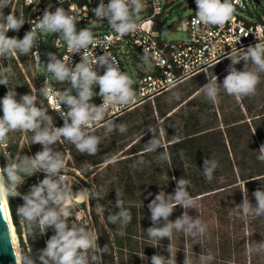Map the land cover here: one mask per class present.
<instances>
[{
	"label": "trees",
	"instance_id": "1",
	"mask_svg": "<svg viewBox=\"0 0 264 264\" xmlns=\"http://www.w3.org/2000/svg\"><path fill=\"white\" fill-rule=\"evenodd\" d=\"M2 11L6 17L11 13V7L6 6ZM13 12L25 23L18 31L9 30L7 36L22 39L30 31L28 20L31 10L23 0H18ZM48 38L46 45H40L46 64L49 62L47 53L56 54L52 37ZM244 63L241 60L235 65L236 69L242 71ZM230 64L231 60L219 61L209 67L208 72L202 71L182 81L184 83L175 96L164 93L155 101L146 103L138 121L129 119L124 124L127 131L123 134L119 131L106 134L105 130H97L96 135L101 138V143L95 156L79 153L74 145L63 141V138L53 146L65 157L63 174L68 176L67 183L74 194L69 221L74 220L79 211L84 213L80 222L95 230L99 247H109V253L103 254V264H151V257L156 254L170 258L168 245L175 254L176 264H184L186 254L193 264H264V251L249 256L245 247L247 242L253 246L264 242V217H246L236 207L243 202L246 193L249 202L256 206L253 193L256 190L264 191V162L257 159L259 148L264 144V74H261V83L252 97L238 99L228 96L221 86L218 102L214 104L199 91L208 83L207 75L216 76L217 84H222ZM9 65L15 75L10 77L9 86L0 85V101L9 88L17 92V101L25 94L36 95L48 108L49 115L53 116L54 126L62 127L64 122L60 115L40 95L39 90L48 71L39 73L35 69L32 52L2 58L0 66ZM149 126L156 130L157 136L165 144L171 163L159 161V154L165 150L162 147L155 153L143 152L146 143L153 138L148 131ZM33 134L9 133L6 148L0 147V167L7 165L5 152L12 156L17 152L34 156L42 151L41 144H32ZM104 140L114 144L105 147ZM140 153L143 155H138ZM113 156L116 157L114 164L109 162ZM212 158L219 167L209 182L203 175V166L205 159ZM140 159H143L142 164L137 163ZM45 175L41 171L26 177L24 184L17 189L21 196L10 197L7 201L20 247L25 251L32 249L36 264H41L38 260L40 250L55 234L54 229H47L43 235L36 229L34 234L28 235L16 211L24 204L22 195L27 194L30 187L43 180ZM181 178L191 181L187 190L196 198L195 206L187 210L188 215L193 219L201 218L207 225V232L202 237L185 238L182 232L174 230L171 240L165 237L154 242L146 232L153 226L148 204L160 191L174 195L177 181ZM93 187L102 197L99 203L106 207L103 215H97L95 211L96 199L79 201L75 198L76 192ZM117 192L125 208L132 214V221L126 227L119 222L111 224L107 221L109 214L119 211L115 206ZM184 211L181 205H177L169 220L174 222ZM159 226H163V220ZM208 256L213 258L208 261Z\"/></svg>",
	"mask_w": 264,
	"mask_h": 264
},
{
	"label": "clouds",
	"instance_id": "2",
	"mask_svg": "<svg viewBox=\"0 0 264 264\" xmlns=\"http://www.w3.org/2000/svg\"><path fill=\"white\" fill-rule=\"evenodd\" d=\"M9 2L10 0H0V58L8 59L16 56L17 53L28 55L38 47L37 30L39 29L45 35L56 34L57 44L60 41L65 42L69 51L82 52V60L73 69L69 66L71 61L68 56L60 59L54 53H47L49 62L46 68L52 74L51 80L71 83L69 89L59 91L54 89L46 79L39 90L40 95L49 101L53 110L63 119L62 127L54 126L53 116L49 115L48 108L44 106L42 100H38L36 95L25 94L17 101V92L9 88L0 101L3 111V116L0 117V147L6 148L9 133L15 132H32L34 133L31 135L32 144L38 143L43 146V150L38 151L34 156L21 155L20 152L12 156L11 153L5 152L4 156L7 157L8 162L6 167H0V214L6 222V201L10 197L21 196L17 190L18 186L24 184L26 177L42 171L46 174L45 178L32 185L27 194L22 195L24 204L16 211L28 235L34 234L36 229L40 230L41 235L45 234L49 228L54 229L55 234L46 241V247L40 250L38 260L41 264H103V254H108L110 251L108 245L99 247L98 234L80 222L79 216L69 221L72 217L74 194L68 186V176L63 174L66 168L65 157L60 151L54 150L53 146L63 138V141L74 145L79 153L95 156L101 143V138L96 135L97 129L103 127L106 134L114 131L125 133L127 126L117 124L115 120L119 117L113 119L108 116V113L110 109L119 111L137 102L138 97L133 89V80L127 72L120 69V62L115 56L106 50L114 38L112 35H106L103 38L107 42L103 47V55L96 56L94 53L89 55V46L96 48L98 45L89 29L84 28L77 32L78 19L72 14L75 11V5H69L68 11H65L63 7H57L55 12L46 9L35 26L22 39H18L9 38L6 33L9 30L18 31L25 21L17 18L14 12L4 16L2 9L9 6ZM195 3L197 11L191 19L193 28H196L198 24L223 28L234 19L235 5L244 7L242 0H195ZM144 10L145 0H109L107 4L104 0H100L99 5L92 9L96 19L107 18V23L116 39H123L145 29L151 30L152 19L141 20V13ZM177 29L186 31L188 23L181 21ZM260 31L259 26L256 31H253L259 41L254 46L240 48L228 54L231 64L222 84H217L216 76L206 74L208 83L200 87L199 91L208 101L214 104L218 102L221 86L225 94L238 99L256 95L257 87L261 83V74H264V39L258 35ZM141 43L145 45L142 55L143 64H155L161 68L167 65L168 62L164 59L162 50L155 48L154 44L150 46L147 39ZM32 54L39 61V53ZM241 60L245 62L244 69L238 71L235 65ZM94 66L105 68L104 74H98ZM14 75L10 65L0 66V85L9 86V79ZM165 75L167 78L163 83L166 90L175 96L173 89L177 87V79L170 72H166ZM93 85L99 87V92L94 91ZM97 95L102 98L99 106L91 102ZM62 104L68 106L67 112L63 111ZM148 131L153 134V138L146 143L143 152L155 153L162 147L165 150L159 154V161L171 163V156L161 138L157 136L156 130L149 126ZM259 153L257 159L264 162V144L260 146ZM138 155L142 156L143 153ZM109 162L116 163V157H111ZM137 163L142 164L143 159L138 160ZM218 167L215 159L204 160L203 175L207 181L210 182L213 179V173ZM190 186V180L181 178L177 181L174 195H166L164 191H160L148 204L153 226L146 232L152 241L159 242L165 237L171 240L174 230L182 232L185 238H196L197 235L202 237L206 234L207 225L202 219L199 217L193 219L188 215L187 210L195 206L196 199L187 190ZM253 195L257 201L256 206L249 202L246 193L243 202L236 206L237 210L246 217H264V191L256 190ZM75 198L80 201L96 199L97 215L105 213L106 207L99 203L102 197L95 187L76 192ZM177 205H181L185 211L173 222L169 220V217ZM115 206L119 208V211L109 214L107 221L111 224L119 222L121 226L126 227L132 221V214L125 208L118 192ZM161 220H163V226H159ZM120 234L123 235V232ZM10 244L15 264H36L31 248L25 251L14 242L10 241ZM245 247L247 255L251 256L253 253L264 251V242L257 243L255 246L247 242ZM167 251L170 253V258L165 259L163 255L156 254L151 257V264H176L171 245H168ZM212 258L208 256L207 260L210 261ZM184 264H193L191 257L187 254Z\"/></svg>",
	"mask_w": 264,
	"mask_h": 264
},
{
	"label": "built area",
	"instance_id": "3",
	"mask_svg": "<svg viewBox=\"0 0 264 264\" xmlns=\"http://www.w3.org/2000/svg\"><path fill=\"white\" fill-rule=\"evenodd\" d=\"M242 2L244 7L241 8L239 4H236L234 19L229 21L223 28L203 24H198L196 28H193L191 19L197 11L195 0H145V10L141 13V20L152 19L151 30L145 29L130 34L123 39H116L115 34L110 29V25L107 23V18L98 20L92 11L99 5L100 0H23V3L31 10V16L28 20L30 30L35 26L37 20L42 18L46 9L55 12L57 7H63L65 11H68L69 5H75V11L72 14L76 15L78 19L76 23L77 32L84 28L89 29L96 38L95 43L98 45L96 48L89 46V55L93 53L96 56L103 55V47L107 43L103 38L106 35H112L114 38L110 43V47L106 50L120 62L119 67L122 71L127 72L126 64H129L130 59L129 49L138 48L143 53L145 45L143 43L140 44V42L145 39H147L150 46L154 44L155 48L163 51L164 59L168 62L167 65L161 68L153 64L154 70L139 71L136 80H134L133 75L130 76L133 80V89L137 94L138 100L135 104L119 111L110 109L108 116L113 119L147 101H153L156 96L166 91L163 83L167 78L166 72L172 73L176 77L178 84L195 74L206 71L215 63L228 58V54L231 51L236 52L240 48L246 49L250 45L254 46L259 42L253 32L257 30L258 26L261 28L258 35L261 39H264V0L259 2L256 0H242ZM104 3H109V0H104ZM183 3H186V6L192 9V13L185 20H182L188 23V29L186 30L188 39L166 40L163 37L164 24L169 18L173 19L174 17L182 16L184 13ZM49 5H51V8H49ZM260 7L263 8V13H260ZM175 10L182 11L181 15L171 16ZM255 13H257L258 18H254ZM180 22H173L168 28L177 29ZM94 23H99V25L97 27L77 26L92 25ZM197 28L199 29L198 31ZM241 29H243V32H241ZM37 35L39 37L37 41L38 47L34 48L32 53H39V61H37L35 55H32L35 69L39 73L42 72L41 65L44 59L43 49L40 45L47 44L48 36L52 37V44L56 48V55H59L58 58L63 59L68 56L71 61L69 66L73 69L77 63L81 62L82 52L73 53L69 51L67 44L63 41L57 44L56 34L45 35L38 29ZM94 69L98 71V74H104L105 68L94 66ZM51 76L52 74L49 72L44 75V84L47 79L56 90L64 91L69 89V82L52 81ZM93 89L95 92H99L98 86H93ZM73 94H75L74 90ZM47 102L53 108L48 100ZM91 102L99 106L102 103V98L98 95L94 96ZM61 107L63 111H68L67 105L62 104Z\"/></svg>",
	"mask_w": 264,
	"mask_h": 264
},
{
	"label": "rangeland",
	"instance_id": "4",
	"mask_svg": "<svg viewBox=\"0 0 264 264\" xmlns=\"http://www.w3.org/2000/svg\"><path fill=\"white\" fill-rule=\"evenodd\" d=\"M17 1L11 0L9 2V6L11 7V13L17 7ZM183 8H184V13L182 14V16H177V17H174L173 19H170L169 18L165 22V24H164V30H163V37H164V39H166V40H187L188 39V33L186 31H180V30L175 29V28H171V29L168 28V26H170L173 22H180L182 20H185L192 13L191 7L186 6V3H183ZM260 13H263V8L262 7H260ZM254 18H258L257 13L254 14ZM98 25H99V23H94L92 25H77V26L97 27ZM142 55H143V53L138 48H135L134 50L129 49L130 59H129V64H126V69H127V72L129 74V76H132L133 75L134 80H136V78L138 77L139 71H145L147 69H152V70L155 69L154 66H153V64H148V65L143 64V62H142ZM57 57H59V55ZM228 60H230V59L229 58H226V59L221 60V62H227ZM0 62H2V58H0ZM208 69L205 72H208ZM41 70L44 73L47 71L46 63L45 62L42 63ZM185 81H187V80H185ZM67 82H69L68 88H70L71 87V83H70V81H67ZM184 82L178 83L177 84V87L175 89H173V91L175 93H177L179 87ZM93 86H95V85H93ZM164 93H170L171 94V92H169V91L166 90V91H164L163 93H161L159 95H162ZM158 96L155 97L154 101L157 99ZM148 102H150V101H147V102H145V103L137 106L136 108H134V109H132L130 111H127V112L123 113L122 115L119 116L118 119L115 120V122L117 124H126L127 123V120H129V119L130 120H137L138 121V119H140L142 117V114H143V111H144V106ZM137 112H138V114H135ZM129 114H131V115L132 114H135V115L134 116H131V115L128 116ZM97 130L104 131V128L101 127V128H99ZM103 143L105 144V147H106V145L107 146H111V144L113 142H110L108 140L107 141L104 140ZM109 149H110V147H109ZM76 200H78V199H76ZM78 216L80 217V221H81L83 219V217H84V213L82 211H79L78 212Z\"/></svg>",
	"mask_w": 264,
	"mask_h": 264
},
{
	"label": "water",
	"instance_id": "5",
	"mask_svg": "<svg viewBox=\"0 0 264 264\" xmlns=\"http://www.w3.org/2000/svg\"><path fill=\"white\" fill-rule=\"evenodd\" d=\"M181 13L182 11L175 10L171 16L181 15ZM10 241L13 242L8 221L5 222L0 214V264H15Z\"/></svg>",
	"mask_w": 264,
	"mask_h": 264
},
{
	"label": "bare ground",
	"instance_id": "6",
	"mask_svg": "<svg viewBox=\"0 0 264 264\" xmlns=\"http://www.w3.org/2000/svg\"><path fill=\"white\" fill-rule=\"evenodd\" d=\"M5 207H6V210H7V221H8V224H9L12 240H13L14 243H16L18 245V247H20L19 239H18L17 233L15 231V226H14L13 221H12V217H11V213H10V209H9L7 201H6Z\"/></svg>",
	"mask_w": 264,
	"mask_h": 264
}]
</instances>
